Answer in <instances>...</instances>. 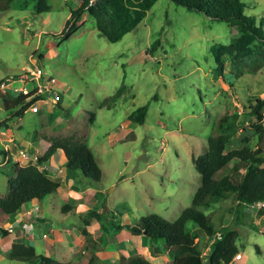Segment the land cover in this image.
I'll use <instances>...</instances> for the list:
<instances>
[{"label":"rangeland","instance_id":"374dc122","mask_svg":"<svg viewBox=\"0 0 264 264\" xmlns=\"http://www.w3.org/2000/svg\"><path fill=\"white\" fill-rule=\"evenodd\" d=\"M34 1L29 0L26 8L14 5L0 12V93L17 94L40 68L45 79H55L60 101L54 103L46 96L36 104L38 112L28 109L12 119L11 131L0 128V149L18 146L33 153L37 146L39 154L45 137L83 135L101 168L104 191L97 202L92 194L95 187L70 171L69 187L73 188L66 198L57 192L35 200L49 213V223L32 227L36 252L78 264L84 260L90 237L100 246L97 264H120V258L137 255L150 258L152 264H172L167 252L151 255L146 237L124 229L103 233L96 218L86 216L87 222L83 218L103 202L105 208L100 210L120 224H134L150 214L176 219L191 206L201 184L192 157L203 153L222 115L239 116V130L229 149L239 147L244 136L254 145V118L245 114L255 99L264 100V68L248 58L235 64L223 59L225 70L219 71L211 48L229 45L237 35L235 28L171 0H157L137 28L115 43L97 31L95 20L86 12L79 17L77 31L62 40L71 11L82 0H50V10L42 15L35 14ZM243 1L247 14L264 29V0ZM32 80L42 86V79ZM122 86L120 98L110 99ZM147 103L145 121L131 122L129 114ZM91 114H95L93 122ZM5 118L0 103V120ZM242 172L233 174V180L239 181ZM6 173H11L8 165L0 170V192L6 190ZM63 205L71 206L70 211L63 213ZM237 209L229 198L203 211L216 226L225 224L238 231L240 258L231 264H264V207L248 205L238 213ZM14 218L0 214V225L4 228ZM50 231L56 235L57 246L48 237ZM3 238L0 232V241ZM5 252L6 247L0 248V264H20ZM207 252L204 249L203 255Z\"/></svg>","mask_w":264,"mask_h":264},{"label":"trees","instance_id":"16d2710c","mask_svg":"<svg viewBox=\"0 0 264 264\" xmlns=\"http://www.w3.org/2000/svg\"><path fill=\"white\" fill-rule=\"evenodd\" d=\"M171 1L190 12L204 15L213 21L226 22L235 28L237 35L229 45L215 44L211 48L219 64V71L225 70V65L221 61L223 59L235 64L238 59L248 58L264 68V29L253 16L247 14V6L243 0ZM34 2L36 15H42L50 10V0ZM156 2L157 0H94V2L82 0L81 5L71 11V16L61 32L62 40H68L77 31L79 17L86 12L95 20L97 31L108 42H118L125 34L137 28ZM14 5L26 8L29 0H0V12L9 11ZM28 89L27 94L4 91L0 93L1 108L6 117L0 120V128L11 131L12 119L20 118L32 104L44 99L45 94L38 92L36 82L29 84ZM122 90L124 86L110 99H119ZM149 107V103L137 107L129 114V120L142 124ZM263 108L264 100L257 98L250 106V111L245 114L254 118L251 124L255 136L253 146L250 145V137L244 136L239 147L229 149L231 140L239 130V116L233 113L224 114L219 118L214 133L207 139L203 153L192 157L195 169L200 174L201 184L195 191L191 206L183 209L173 221H168L158 214H150L142 216L134 224L116 223L104 213V209L100 210L104 207L103 202L102 205L98 204L91 212L86 213L83 219L87 222V217L96 218L103 233L116 234L124 229L132 235L146 237L151 255L167 252L172 264H204L205 259L208 264H231L239 254L236 244L238 231L225 224L216 226L210 214H206L203 209L229 198L236 202L237 213L248 205L264 206ZM90 121H95V114H91ZM45 139L47 142L43 154L25 163L24 160L19 159L17 146L0 149V164L5 162V165L11 167V173L5 175L6 190L0 192L1 215L15 216L23 205L35 200L41 201L59 190L60 180L51 177L44 167L56 153L63 154L68 171L78 172L84 180L95 187L92 194L97 202H100L104 196L100 189L103 187L102 171L85 136L71 135L50 139L45 137ZM241 170L243 172L239 181H234L233 174ZM220 172L222 177H218ZM70 207L63 205L61 211L66 213V210L70 211ZM238 217L236 214V219ZM0 232L2 236L8 235L2 225ZM85 232L84 230L83 233ZM218 233L220 237H216ZM200 236L213 240L207 243L204 242V238L200 242ZM94 241L88 238L84 260L78 264H97V252L100 251V246ZM206 248L208 252L203 255V250ZM256 250L258 253L261 252L259 247ZM7 257L20 264H69L61 263L51 256L38 254L33 245L22 242L12 243ZM120 264H152V262L146 256L137 255L120 258Z\"/></svg>","mask_w":264,"mask_h":264},{"label":"crops","instance_id":"0c3cea01","mask_svg":"<svg viewBox=\"0 0 264 264\" xmlns=\"http://www.w3.org/2000/svg\"><path fill=\"white\" fill-rule=\"evenodd\" d=\"M18 147V146H17ZM22 148V147H20ZM38 147L34 146V152L30 153L27 151L30 155L32 160H34L36 157L40 156L44 152V147H42V153L38 154L37 150ZM16 150H19L17 148ZM4 166V165H3ZM49 175L53 178L59 179L60 180V187L57 192H62V194H65V198L67 197L66 193L67 191H71V188L69 187V181H68V176L69 172L66 168V164L63 162V154L62 153H56L54 154L51 159L49 160V164L47 163L44 166ZM52 169L53 171H50ZM61 170V172L59 171ZM75 188V187H74ZM56 192V193H57ZM102 192L104 193L103 189ZM55 194V193H54ZM42 201V200H41ZM251 206L256 207V206H261L259 204H252ZM264 207V206H261ZM34 208L36 210H34ZM67 213V212H66ZM49 213L47 214L43 207H38L36 205V202L28 203L22 206V208L19 210V212L14 216V222L11 223L14 226V230L12 233L8 232L7 236H2L5 237L0 241V248H5L6 247V252L5 254L9 251L10 246L14 242H22L27 245H33V231L32 227H36L38 224H46L49 223V217H47ZM52 237L54 244H56V235H54L53 231L49 232V236ZM47 237V238H48Z\"/></svg>","mask_w":264,"mask_h":264},{"label":"built area","instance_id":"2783aa9c","mask_svg":"<svg viewBox=\"0 0 264 264\" xmlns=\"http://www.w3.org/2000/svg\"><path fill=\"white\" fill-rule=\"evenodd\" d=\"M32 78L35 79V80L36 79H42V86H39L37 84L38 85V92H43L45 94V97L48 96L52 100V102H54V103H58L60 101V94L55 89L56 88L55 87L56 81H55L54 78L45 79L44 72L40 68H36L34 70L33 76L30 78V84H33L35 82L34 80H32ZM28 86L29 85L21 88V90L19 92H17V93L27 94L29 92ZM45 97H44V99H45ZM44 99H41V100H44ZM38 102L39 101H37L36 103L32 104L28 109H30L32 112H38L39 108L36 105ZM19 153H20V158L19 159L32 160L31 155L27 151H25L23 149H20ZM4 163L5 162H2L0 164V169H1V167H3V165H5ZM59 171L61 172V170H59ZM259 205H261V204H259ZM261 206H263V205H261ZM34 210H36V209L34 208ZM14 226L15 225H13V224H9L8 226H5L4 229L7 232L12 233L13 230H14ZM44 237H45V235H44ZM216 237H220V233H218ZM235 258L236 259L240 258V254L236 255Z\"/></svg>","mask_w":264,"mask_h":264},{"label":"clouds","instance_id":"9594fccd","mask_svg":"<svg viewBox=\"0 0 264 264\" xmlns=\"http://www.w3.org/2000/svg\"><path fill=\"white\" fill-rule=\"evenodd\" d=\"M1 170V169H0Z\"/></svg>","mask_w":264,"mask_h":264}]
</instances>
